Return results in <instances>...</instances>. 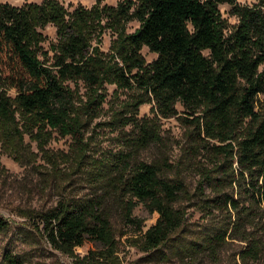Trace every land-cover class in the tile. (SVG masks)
<instances>
[{
  "label": "trees",
  "instance_id": "16d2710c",
  "mask_svg": "<svg viewBox=\"0 0 264 264\" xmlns=\"http://www.w3.org/2000/svg\"><path fill=\"white\" fill-rule=\"evenodd\" d=\"M102 1L70 10L57 0L20 7L0 2V143L14 153L26 137L44 151L56 132L72 138L82 152L83 128L96 117L103 85L136 89L128 114L116 117L134 131L130 149H144L158 136L153 118L138 117L140 105L152 104L155 116L169 118L177 114L179 104L191 117L185 118L191 129L202 140L218 143L211 148L222 157L218 169L228 164L229 171L222 175H235L232 182L247 179L244 191L264 216V0H120L115 6ZM220 5H227L236 19L230 29ZM130 21L138 26L127 32ZM48 24L56 34L50 56L42 49L46 38L38 31ZM107 30L114 37L104 52L99 43ZM143 47L156 55L149 63L141 54ZM6 60L15 62L20 73L4 75ZM78 83L85 88V101ZM90 172L102 192L87 198L61 197L53 207L31 215L38 218L50 246L74 264H122L106 204L111 199L122 224L137 234L126 238L128 245L146 259H167L169 251L162 249L169 248L186 220L178 204L186 193L184 182L164 177L156 164L136 161L129 152L99 161ZM139 203L158 214L146 230L142 219L133 215ZM205 204L234 214L241 209L236 199L223 193L202 198ZM5 225L0 219V229ZM226 236L227 229L218 232L205 247L212 250ZM244 241L247 246L239 256L255 259L257 245ZM85 242L100 249L80 256L75 250ZM0 264L21 263L5 251Z\"/></svg>",
  "mask_w": 264,
  "mask_h": 264
},
{
  "label": "rangeland",
  "instance_id": "374dc122",
  "mask_svg": "<svg viewBox=\"0 0 264 264\" xmlns=\"http://www.w3.org/2000/svg\"><path fill=\"white\" fill-rule=\"evenodd\" d=\"M41 1L0 0L17 7ZM57 1L70 10L79 5L89 8L96 0ZM118 1L103 0L102 4L115 6ZM238 1L242 4L255 2ZM219 10L227 28L233 27L236 19L228 14V6L220 5ZM137 26L136 21H130L127 32H132ZM38 31L46 38L41 46L50 56L48 48L51 42L56 41L55 29L48 24ZM113 37L108 30L102 34L99 43L102 51L109 49ZM141 54L146 63L156 57L146 47L141 49ZM2 71L4 75L20 73L15 62L10 60L5 61ZM77 87L81 100L85 101V88L81 83ZM100 92L103 101L94 113L96 117L91 118L83 128L82 152L78 151L80 148L72 138L62 137L56 132L51 133L44 151H40L35 142H28L26 137L14 153L0 143V219L6 223V227L0 229V261L7 251L16 256L21 264H74L69 256L50 246L42 235L38 218L31 215L53 207L61 197L87 198L102 192L101 187L94 184V175L90 171L99 161L110 160L118 152H129L136 161L156 164L164 177L184 182L186 193L178 204L184 209L186 220L172 236L169 248L162 249L169 251L167 259H146L145 253L128 245L126 238L137 234L122 224L117 207L108 199L107 209L119 242L117 255L122 264H264V216L244 191L247 179L238 177L232 182L235 175L229 173L223 176V172L229 171L227 163L221 170L217 168L222 157L211 147L218 143L202 140V135L199 137L186 122L185 118L191 117L179 104L176 105V115L163 118L151 111L152 104L145 103L139 106L138 117L153 118L158 136L144 149H130L129 138L134 136V131L129 125L122 126L116 117L128 114L127 104L136 99L138 91L103 85ZM8 93L13 95L14 90L8 89ZM205 177H209L207 181ZM218 193L236 199L241 208L239 213L201 205L202 198H211ZM133 215L142 219L143 230L153 225L158 217L156 212L149 213L141 203L134 208ZM226 229L227 236L223 241L212 250L205 247L215 234ZM122 232L126 235L120 236ZM244 238L253 240L252 243L257 245L255 259L239 256V252L247 246ZM194 243L200 244V247ZM98 249V244L85 242L75 251L83 256L90 250Z\"/></svg>",
  "mask_w": 264,
  "mask_h": 264
}]
</instances>
